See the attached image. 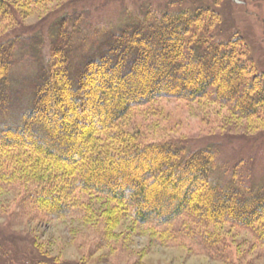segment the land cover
Segmentation results:
<instances>
[{
	"label": "trees",
	"instance_id": "1",
	"mask_svg": "<svg viewBox=\"0 0 264 264\" xmlns=\"http://www.w3.org/2000/svg\"><path fill=\"white\" fill-rule=\"evenodd\" d=\"M210 11L130 14L119 32L84 40L91 43L82 54L75 43L78 29H68L75 18L65 15L54 28L48 58L36 56L30 78L13 76L19 38L0 43V189H13L19 178L40 183L24 192L19 205L43 220L77 212L85 217L87 207L78 197L90 192L116 201L141 226L168 229L191 218L194 231L184 225V236L194 234L191 240L206 255L216 247L228 249L223 235L209 231L216 226L250 231L264 249V187L253 191L251 180L238 179L237 170L227 182L210 148L189 152L171 141L137 143L138 133L130 135L121 123L132 111L163 99L209 100L239 118L264 122V74L250 66L241 39L215 37L220 14ZM18 18L14 7L0 0V20L16 26ZM114 80L111 88H100L101 81ZM167 82L173 85L163 88ZM55 91L66 97L65 106ZM87 94L95 100L82 111ZM87 116L97 124L78 137ZM138 159L146 161L137 164ZM178 237L169 233L171 240ZM7 248L0 245L2 258L9 255Z\"/></svg>",
	"mask_w": 264,
	"mask_h": 264
},
{
	"label": "rangeland",
	"instance_id": "2",
	"mask_svg": "<svg viewBox=\"0 0 264 264\" xmlns=\"http://www.w3.org/2000/svg\"><path fill=\"white\" fill-rule=\"evenodd\" d=\"M5 1L19 15L16 26L8 19L0 20V35L7 33L0 43L19 38L13 69L17 79L35 74L37 55L48 58L55 39L54 28L65 15L75 18L68 29H78L75 43L77 52L82 54L90 50L87 47L91 41L87 44L84 40L95 41L96 35L119 32L130 14L139 15L146 9L155 14L181 10H200L202 14L205 7H210L213 15L220 14V22L214 26L215 37L221 41L241 39L253 62L250 66L264 74V0H239V4L233 0H59L44 4ZM127 81L121 82L127 85ZM114 83L115 80L101 81L100 88H111ZM172 85L167 82L161 86ZM261 91L264 93V89ZM54 93L65 106L66 97ZM87 97V104L79 105L82 111H87L95 100L94 94ZM96 110L102 111V106ZM122 122L130 135L138 133L137 143L171 141L189 152L210 148L218 158L219 176L227 182L233 180L237 170L238 179L251 180L253 191L264 187L262 121L239 118L226 105L209 100L194 103L163 99L132 111ZM82 124L78 137L97 122L87 116ZM140 161L146 159L136 163ZM28 179L19 178L16 185H10L13 189H0V245L7 244L9 253L5 258L0 256V264H264V249L250 231L230 226L210 228L209 231L223 235L228 244V249L216 247L209 251L210 256L194 245V234H190L191 238L184 236L186 228L182 226L194 231L191 218L177 221L168 229L141 226L123 213L116 201L90 192H80L78 197L79 205L87 207L85 217L77 212L70 218L43 220L36 214H26L19 205L22 196L40 185ZM215 206L213 202L212 207ZM169 233H179V237L171 240Z\"/></svg>",
	"mask_w": 264,
	"mask_h": 264
},
{
	"label": "water",
	"instance_id": "3",
	"mask_svg": "<svg viewBox=\"0 0 264 264\" xmlns=\"http://www.w3.org/2000/svg\"><path fill=\"white\" fill-rule=\"evenodd\" d=\"M233 1L236 2V3H238V4L241 3L239 0H233Z\"/></svg>",
	"mask_w": 264,
	"mask_h": 264
}]
</instances>
